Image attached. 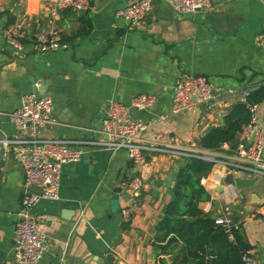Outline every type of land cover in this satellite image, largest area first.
<instances>
[{"label":"crops","instance_id":"1","mask_svg":"<svg viewBox=\"0 0 264 264\" xmlns=\"http://www.w3.org/2000/svg\"><path fill=\"white\" fill-rule=\"evenodd\" d=\"M55 0H0V132L19 135L11 120L22 97L36 87L53 99V123L42 137L90 138L103 129L113 102L129 108L134 97L151 95L147 110L132 112L147 130L142 140L168 142L202 151L197 142L223 126L233 104L264 86V0H213V7L179 14L153 0L144 20L132 24L117 13L137 0H89L86 14L66 8L53 14ZM20 24L23 48L5 32ZM57 30V50L41 52L36 34ZM207 77L214 99L180 114L172 113L174 87L181 74ZM36 84H38L36 86ZM254 115L264 123V100ZM166 116V119L162 117ZM219 154L230 155L224 145ZM182 157L146 155L137 164L126 151L88 149L79 161L62 166L59 198L41 199L32 209L48 237L39 264H160L154 242L164 207L172 199ZM228 170L215 164L204 186L211 199L203 210L240 222L259 264H264V218L254 210L264 200V177L234 171L236 187L226 185ZM135 176L144 186L134 191ZM220 178V179H219ZM24 168L6 148L0 186V264L15 260V228L20 221ZM35 188L33 192H39ZM133 209L125 221L123 209Z\"/></svg>","mask_w":264,"mask_h":264},{"label":"built area","instance_id":"2","mask_svg":"<svg viewBox=\"0 0 264 264\" xmlns=\"http://www.w3.org/2000/svg\"><path fill=\"white\" fill-rule=\"evenodd\" d=\"M170 4L179 14H191L213 7V0H163ZM153 0H137L120 10L118 17L132 24H138L152 9ZM89 0H55L53 14L58 10L73 8L88 10ZM7 41L21 50V39L26 35L20 24H15L4 33ZM39 51L57 50L65 47L57 30L40 31L36 34ZM38 84H36L37 86ZM245 93V97L249 96ZM215 97L211 81L203 75L189 72L181 74L174 87L172 113H184L198 104L207 103ZM134 106L147 110L154 103L151 95L134 97ZM256 106L252 107L250 123L239 132L233 154L223 155L216 151L187 150L178 145L158 140L144 141L142 134L148 125L132 116L130 108L120 102H113L107 116L104 117L103 129L90 138L72 139L68 137H42L40 130L53 123V99L49 95L37 96L34 92L23 95L21 105L11 113V120L19 135L4 139L5 148L16 157L24 168L25 190L23 191L20 221L15 228V260L18 264H39L47 249L48 237L41 231L40 223L32 214V209L41 199L59 198L61 170L67 163L81 160L88 149H109L114 152L123 150L137 164H144L146 155L165 154L176 157L197 156L223 165L228 172L244 171L248 174L264 177V123L258 122L254 115ZM166 119V116L162 117ZM255 138L253 139V135ZM220 179V178H219ZM206 178L202 180L204 184ZM144 186L141 177L135 176L129 187L138 191ZM39 188V192H33ZM133 209H123L125 221L131 219ZM254 215L264 218V200L254 210ZM234 240V232L242 229L240 222L231 216L216 218ZM244 264H259L255 251L250 248L244 256Z\"/></svg>","mask_w":264,"mask_h":264},{"label":"trees","instance_id":"3","mask_svg":"<svg viewBox=\"0 0 264 264\" xmlns=\"http://www.w3.org/2000/svg\"><path fill=\"white\" fill-rule=\"evenodd\" d=\"M264 100V86L249 94L245 102L232 105L223 126L212 127L197 144L207 151H221L228 144L236 148L239 132L252 120V107ZM177 172L172 199L164 207L154 242L160 264H244L251 245L243 229L234 240L201 203L211 199L202 180L212 172L214 162L185 156Z\"/></svg>","mask_w":264,"mask_h":264},{"label":"water","instance_id":"4","mask_svg":"<svg viewBox=\"0 0 264 264\" xmlns=\"http://www.w3.org/2000/svg\"><path fill=\"white\" fill-rule=\"evenodd\" d=\"M80 13L86 14L87 11L86 10H80ZM34 93H36L37 96H41V95H45V93L43 91H41V89H39L38 87H36L33 91ZM138 109L136 107H131L130 111L131 112H136ZM253 139L255 138V134L252 137ZM5 153H6V148L4 145V136L3 134L0 132V186H1V173H2V164L5 158ZM224 183L226 185H231L233 187H236V181H235V175L233 172H229L227 175L224 176ZM108 264H114V255L109 254L108 257Z\"/></svg>","mask_w":264,"mask_h":264}]
</instances>
